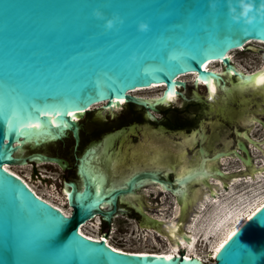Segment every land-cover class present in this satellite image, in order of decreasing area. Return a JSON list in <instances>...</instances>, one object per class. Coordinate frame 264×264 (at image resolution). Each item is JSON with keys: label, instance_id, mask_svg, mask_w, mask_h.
<instances>
[{"label": "water", "instance_id": "1", "mask_svg": "<svg viewBox=\"0 0 264 264\" xmlns=\"http://www.w3.org/2000/svg\"><path fill=\"white\" fill-rule=\"evenodd\" d=\"M242 3L252 5L251 23L240 16ZM261 3L264 0H0V264H204L198 257L186 256L183 249L171 256L125 252L82 234L79 226L95 214L110 221L116 196L135 187V180L129 179L125 186L96 192L82 168L86 153L79 159V171L85 174L82 184L65 182L69 214L37 195L4 164L45 161L64 167L66 161L43 151L21 152L26 144L38 147L61 139L68 129L77 143L78 123L71 116L79 118L100 102L111 108L113 102L124 99L154 109L158 103L152 106L131 93L136 88L162 83L163 93L173 87L176 96L182 95L176 86H185L179 76L188 72H194V78L223 82L220 73L203 68L214 60H220L226 71L232 69L237 82L229 81V86L226 79L222 94L208 103L210 111L222 122L231 115L237 117L244 94H256L259 89L241 87V76L228 52L245 48L249 40L264 41ZM141 23L145 30L139 29ZM235 95L240 101L231 108L229 98ZM193 98L205 102L200 96ZM53 116L57 125L49 119ZM251 119L264 125L257 117ZM27 121L40 123L41 135L22 133ZM234 130L244 140L237 139L236 147L225 141L211 156L200 141L194 168L177 181L188 180L198 167L197 177L206 187L219 189L206 181L207 174H214L228 190L226 183L244 168L227 172L201 168L204 161L220 165L228 157L254 171L258 165L247 143L258 149L262 144L248 130ZM203 132L202 127L181 131L182 151L177 156L183 158L185 149L196 143L194 135ZM177 156L173 165L180 161ZM159 181L176 192L169 181ZM199 191L200 187L191 188L190 194L198 197ZM103 202L111 203L113 209H101ZM142 215L151 222L144 226H159V220ZM183 239L190 241L191 236L184 233ZM211 264H264V205L226 240Z\"/></svg>", "mask_w": 264, "mask_h": 264}, {"label": "flooded vegetation", "instance_id": "2", "mask_svg": "<svg viewBox=\"0 0 264 264\" xmlns=\"http://www.w3.org/2000/svg\"><path fill=\"white\" fill-rule=\"evenodd\" d=\"M231 63L235 66L232 60ZM222 71H225L224 66H222ZM232 74L230 76L236 78V76ZM184 81L186 82L185 86H176L177 89L182 92V95H178L176 97L179 105L172 104L171 102L167 107V105L163 106L160 103L155 106L156 109H153L127 101L123 102L121 104V107L119 109H115V111H111L110 108H103L102 106L94 107L90 111L84 113L83 116L79 117V119L77 120V143L75 141L72 129H68L66 131V136H63L61 139L44 143L59 145V151H54L52 153L46 151L43 152L48 155L59 157L66 161L64 167L60 166L56 162H48L51 165H54L60 171V177L58 178L60 180L59 189L61 191L62 196L65 195L63 192V189L65 187L67 188V191L69 190V187L65 185V182L71 181L76 183L78 186L82 184V180L85 174L79 171V164L81 163L79 159L85 153L87 156L83 160V163L91 167V174L97 176V178L99 179H103V183L101 185L102 188L109 190L112 186H125L126 182L129 179L135 180L134 185L136 187H134L133 190L130 191L131 193L127 192L125 194H119L116 196V207L110 221H106L99 214H95L91 219H88L86 221L88 222L97 220L98 225L101 228V234L107 233L108 236V232L113 221L117 218H124L125 221L128 222V220L130 219L138 227L152 231L155 236L159 237L160 234H157L150 228L148 229V226H144L149 225L151 223L150 220L146 219L142 215L144 214L148 218H157L156 220H161L159 226L166 230V232V225L171 220H174L175 223L178 225V228H180V231H175L176 236L183 237V234L187 231L184 228L191 221L192 217L195 216L197 212H199L198 205L200 202L198 201L199 199L203 200V197L201 196L204 192V188L200 187V195H198V197H192L189 189L188 192L191 197H189L188 200L185 201V204L179 202L180 198L178 197L176 192L173 193L168 189H162V184L164 183H160L159 180L169 181V183L167 184L172 189L182 187V184L177 181L178 179L182 178V174L178 176L177 172L174 171V169L178 165L180 166L184 164L182 162V156H177V153H180L182 151V135L180 132L184 131L188 133L192 132L194 129L202 127L206 137H204L202 140L198 139V141L196 142L198 143L196 147H199V142L201 141L202 145H204L209 151L210 156L216 150H218L219 147H215V142L221 138L220 136L222 134L226 133L231 137V139L225 138L223 140L224 142L228 141L231 147H236L237 139H243V136H238L235 133V127L238 128L239 132L248 130L250 133L253 127H257V129L264 130V125L262 123L251 119V116H254L259 118L264 123L263 86L260 88H254L259 89L256 94H244L242 98H244L243 100L245 102H243V104H241L240 106L242 109V113H239V116L237 115L236 117V115H234L235 117H232L231 115V119L228 118V120L222 122V120L220 121L215 115L214 111H210L208 103H210V100H212V98L208 96V93L206 92L205 97L200 95L201 99L203 98L205 102L194 99L193 97L196 94H192L190 95V97H188L187 94H185V92L183 91V89L186 87L187 82L189 81ZM191 82V84H193L192 80ZM228 85L230 86V83H228ZM202 87L204 86L202 85ZM237 97L238 98H229L228 104L231 108H235L234 105H237V101H235V99L240 101V97ZM258 98L260 102L255 101L258 100ZM214 102L215 99L211 103L213 104ZM252 104L255 105L254 109L250 108ZM259 105H262V107ZM101 111H104V116L101 115ZM155 114H159L160 117H155ZM217 120L218 122L216 123ZM218 123L221 124V126H219L220 129H215V126H217ZM261 140L263 139H259L258 141ZM158 143L160 146L158 145ZM250 144L251 143L249 142L247 143L248 146H252ZM154 145H157L159 147L156 148V146ZM170 147H176L178 148V151L172 152ZM197 148L195 150L196 152H194L197 155V159H199L200 156L198 154ZM161 149L163 150L162 152L160 151ZM191 149L192 148H186L185 151H189ZM174 156L179 157L178 160L180 159V161L177 162L178 164L176 163L175 165L172 164ZM90 157L91 159H89ZM155 160L158 163H155ZM209 162L213 163L216 161ZM31 164L33 165L34 163ZM215 168L217 167H214V165H212L211 169ZM85 173L91 180L92 177L89 175V173H87V171H85ZM129 174H132V176ZM155 177L157 179H155ZM116 182H118V184ZM139 183H141V186H138ZM199 183L203 184L201 183V181ZM199 183H194L195 185L193 186H197L199 185ZM212 186L209 188L206 187V191H211ZM197 187H192V189H196ZM154 191H156V193H154ZM163 193L170 194L174 201L171 202V205H169L170 208L168 215H163V211L166 210V208L161 206V196ZM65 204L68 206L70 211L71 206L69 205V203L65 202ZM176 204L179 206L181 213L174 216ZM188 206L191 208L192 211H190V208H187ZM100 208L104 211H108L112 210L113 206L111 205V203L103 202ZM182 230H184L183 233ZM173 241H176L178 244H180L179 239L171 238V243ZM181 251L182 248L180 249L179 253Z\"/></svg>", "mask_w": 264, "mask_h": 264}, {"label": "bare ground", "instance_id": "3", "mask_svg": "<svg viewBox=\"0 0 264 264\" xmlns=\"http://www.w3.org/2000/svg\"><path fill=\"white\" fill-rule=\"evenodd\" d=\"M252 42H256L259 44H264V41H258V40H249L247 42V44L252 43ZM244 48V47H243ZM238 49H242V48H238ZM238 49H233L231 51L228 52V57L230 60H232V55L231 52L234 50H238ZM221 67H215L216 65H219ZM203 68L206 69H211L214 72H218L220 73L221 77L223 78V82H219L218 79H213V78H204V79H200V78H194V72H188V73H184L181 74V76H179L180 79H183V77L185 76H191L193 77V84L197 87L198 85L203 84V86H205L204 84H206L208 86L207 89V93L211 98H214L216 96V94L218 93V89L221 88L222 86H227L225 84L226 79L228 78V76H230L233 73L232 69H229L228 71H222V64L220 60H214L211 61L210 63H208L207 65H205ZM234 68L239 72L240 74V78H239V82L241 83V87L246 88V87H253V88H260V87H264V61L261 63V65L259 67H257L256 69H253L252 71H243L241 69H239L238 67L234 66ZM243 73H246L245 75H243ZM225 74V76H224ZM233 75V74H232ZM196 77V76H195ZM186 79H183V81ZM232 81V79H229ZM164 84L159 83V84H152L151 86H147V87H139L136 88L134 90H132V94L142 98L144 101H147L148 103H150L152 106H154V104L158 103H166L169 104L175 100H177V96L176 93L174 92L175 88H169L166 90L165 93H163V87ZM193 86V85H192ZM161 89V91L157 94H152V95H142L140 94V92L143 91H150V90H159ZM189 89V88H188ZM191 89V88H190ZM213 89L215 91H213ZM192 90V89H191ZM189 91V90H188ZM191 92V91H190ZM189 92V93H190ZM187 93V92H186ZM169 94L172 95V99H168ZM192 95V94H191ZM188 97H190L188 95ZM250 97V95H249ZM255 98V97H254ZM257 98V97H256ZM252 99V98H251ZM250 99V101H251ZM247 100V99H246ZM259 100V98H258ZM121 101H124V99H119V103H115L113 102V106L110 108V110H114L115 109H119L121 107ZM235 101H238L235 99ZM211 103V102H210ZM243 104V103H242ZM232 105V104H231ZM234 105V104H233ZM245 105V103H244ZM98 106H103V102L96 104L95 106L92 107H98ZM236 106V105H234ZM255 106V105H254ZM262 106V105H261ZM104 108H106L105 106H103ZM109 109V108H108ZM245 111V110H244ZM244 113V112H243ZM245 114V113H244ZM112 116V115H111ZM239 116V114H238ZM243 116V115H241ZM73 119H75L76 121L79 119L77 116H71ZM51 123L54 125H57L58 122L55 120V116L49 118ZM33 125H35V127H33ZM25 129H23L22 133H26V131L30 132V135H41L40 133L42 132V128H41V124L37 123V122H29L27 121L25 124ZM216 129V128H215ZM220 129V128H219ZM127 130V129H126ZM46 131H49L48 129ZM61 132L64 133V129H61ZM219 132V131H218ZM195 141H197L198 139L202 140L204 137H206L205 133L203 132L202 136H199V134H195ZM224 137V136H223ZM182 138V137H181ZM220 138V137H219ZM225 138V137H224ZM242 138V137H241ZM255 139V138H254ZM119 140V138H118ZM217 140V139H216ZM25 142V140L23 141ZM157 142V141H156ZM187 143H190L187 142ZM216 143V142H215ZM260 143L262 144L263 141L261 140ZM112 144V143H111ZM21 145H23V143H21ZM159 145V143H158ZM252 145V144H250ZM156 146V148H158L159 146ZM253 146V145H252ZM109 147V146H107ZM111 147V146H110ZM214 147V146H213ZM252 148V147H251ZM156 150V149H155ZM106 151V150H105ZM161 152L163 151L162 149L160 150ZM109 155V154H108ZM129 155V154H128ZM94 156V155H93ZM102 156V155H101ZM211 156V155H210ZM107 157V156H106ZM93 158V157H92ZM91 159V157L89 158ZM107 159V158H106ZM99 160V159H98ZM115 160V159H114ZM113 161V160H112ZM118 161V160H117ZM45 162V161H43ZM104 162V161H103ZM209 162V161H208ZM207 161H204L203 165H202V169H206L207 171H210V168L212 167V164L208 163ZM155 163L156 162L155 160ZM115 164V163H114ZM166 164V163H165ZM20 165V164H4V167L15 173L16 175H18L19 177H21L26 183L27 185L32 188L34 190V188L29 184V182L23 178L20 174H17V172H15V170L13 169L15 166ZM105 165V164H103ZM102 165V166H103ZM124 165V164H123ZM100 166V167H102ZM114 166V165H113ZM195 166V163H190V164H182L181 166H179V168H177L176 172L179 175L187 173L189 170L193 169ZM108 167V166H107ZM161 167V166H160ZM83 170L87 171V173H89V175L92 177L91 180H93L94 184H95V188H96V192H100L101 188H102V183H103V179H99L97 178V176L91 174V167L89 165H83ZM114 168V167H113ZM117 168V167H116ZM121 168V167H120ZM168 168V167H167ZM196 169L193 170V173L191 174L192 177L189 178L188 180L184 181V182H180V184H182L181 188H177L175 189L179 199V202L182 204H185L188 200L190 196L189 194V189H191L194 184H191L192 179H196L199 181V178L197 177V175H199L198 173V167H195ZM241 168H245V166L242 164ZM105 169V168H104ZM141 169V168H140ZM220 169V168H218ZM107 170V169H106ZM134 170V169H133ZM137 170V169H136ZM111 171V170H110ZM150 171V170H149ZM223 171V169H222ZM261 171H264V164L262 163L261 165H258L257 167H255V170L251 173L253 174H258ZM132 172V171H131ZM130 172V173H131ZM140 172V171H139ZM156 172V171H155ZM227 172V171H226ZM119 173V172H117ZM248 173V174H251ZM107 174V173H106ZM155 174V173H154ZM176 174V173H175ZM108 175V174H107ZM127 175V174H126ZM132 176V174H129ZM143 176V175H142ZM176 176V175H175ZM207 183H216L219 188H223V181L221 178L215 176L214 174H207ZM215 176V177H214ZM126 177V176H125ZM82 178V177H81ZM80 178V179H81ZM111 178V177H109ZM115 178V177H114ZM129 178V177H128ZM198 178V179H197ZM106 179V178H105ZM146 179V178H145ZM119 181V180H118ZM143 181V180H141ZM106 182V181H105ZM138 182V181H137ZM176 182V181H175ZM118 184V182H116ZM161 183V182H160ZM177 183V182H176ZM105 184V183H104ZM137 184V183H135ZM141 183H139L138 185H140ZM155 184V183H154ZM227 185L229 184V182L226 183ZM121 185V184H120ZM106 186V185H105ZM108 186V185H107ZM124 186V185H123ZM141 186V185H140ZM159 186V185H158ZM156 186V187H158ZM198 186V185H197ZM113 187V186H112ZM111 187V188H112ZM116 188V186H114ZM121 187V186H120ZM136 187V186H135ZM155 187V185H154ZM204 187V186H203ZM206 187V186H205ZM213 187V186H212ZM160 188V187H159ZM162 189H165L162 187ZM158 190V188H157ZM108 190H106L107 192ZM135 191V190H134ZM206 191V190H205ZM34 192L39 195L40 197L44 198L45 200H47L48 202L52 203L53 205L57 206L58 208H60L63 212H65L66 214H69V208H64L61 204L46 198L42 195H40L39 193H37L35 190ZM64 192V196L62 202L65 204V202H68L66 199L67 196V188L65 187L63 189ZM131 193V192H130ZM202 193V192H201ZM204 193V192H203ZM213 195H212V194ZM129 194V193H128ZM219 194V189L216 188H212L211 191L206 192L203 196V200L199 201V211L201 212V210H204V207L206 205V202H204V200L207 201V203H209V201H214L217 197V195ZM134 195V194H133ZM132 195V196H133ZM120 197V196H119ZM123 197V196H122ZM128 197V196H127ZM132 199V198H131ZM194 200V198H193ZM197 200V199H196ZM192 201V200H191ZM192 203V202H191ZM262 205H264V194H259L257 196H254L252 199L248 200V201H244V202H240V203H236L235 205H228V204H213L211 209L209 210L208 216L205 220L202 218L204 217L203 215H200V212L196 213L195 216L192 217L191 221L186 225V227L184 229H186L188 232H186V234L188 236H191V240L190 241H185L183 239V237H177L175 234V231L179 230L180 228H178V225L175 223L174 220H171L167 225H166V230H164L163 228H161L160 226L157 227H148V229H153V231L156 232H161V233H165L166 235H168L171 238H175V239H179V243L178 244L176 241H173L171 243L170 240V244L167 250L161 251L159 253H152V252H134V253H152V254H161V255H165V256H171L173 254H177L179 253L180 249L182 248L183 250H185L184 254L186 256H190L193 255L195 257H198L200 259V261H203L204 264H208L206 263V260L202 257V255L200 253H198L196 251V246L198 244L200 245H205L206 247L209 248L210 253L209 255L211 256L212 260H214L215 255L217 253V251L220 249V247L226 242V240L233 235V233L252 215L254 214ZM191 206V205H190ZM108 207V205H107ZM185 207V206H183ZM103 208V207H102ZM188 209L190 208L189 206L187 207ZM106 209V207H105ZM188 211V210H187ZM190 211L191 208H190ZM198 211V209H197ZM180 212V208L179 206L176 204L175 205V212H174V216L178 215ZM191 215V214H190ZM158 216V215H157ZM171 216V215H170ZM182 216V215H181ZM166 217V216H165ZM182 218V217H181ZM157 219V218H156ZM171 219V218H170ZM163 220V219H162ZM167 220V219H166ZM161 222V220H160ZM166 222V221H165ZM87 222L81 224L79 226V231L90 237L93 239H102L103 241H105L108 245H110L112 248L120 250V251H125V252H132V251H127V250H123V249H118L116 247H114L113 245H111L109 243V241L106 239V237L102 234L101 236H92V235H88L84 232L83 230V226L86 225ZM180 231V230H179ZM178 232V231H177ZM184 232V230H182V233ZM167 236V237H168Z\"/></svg>", "mask_w": 264, "mask_h": 264}, {"label": "rangeland", "instance_id": "4", "mask_svg": "<svg viewBox=\"0 0 264 264\" xmlns=\"http://www.w3.org/2000/svg\"><path fill=\"white\" fill-rule=\"evenodd\" d=\"M231 55H232L231 59L234 62L236 67H238L239 69L243 71L245 70L247 72L252 71L253 69H256L257 67H259L261 63L264 61V44L252 42L246 45L245 48L232 51ZM215 67H221V66L219 64V65H216ZM183 79H186L187 81H189L187 82L186 87L183 89V91L185 92V94H187V96L188 95L190 96L191 94H196L198 96L201 95L205 97L207 89H208V86L206 84H204L205 85L204 87H202L203 84L198 85L196 87L194 84H191L192 83L191 80L193 81V77L185 76L183 77ZM227 79H228V81L226 82L227 85L229 81H231L229 79H232L233 82H237L236 78L232 76H228ZM160 91L161 89L143 91V92H140V94L152 95V94H157ZM221 91H222L221 88H219L218 93L216 94L214 98H212V100H210V102H213L214 99H218V96L222 94ZM235 98H238L237 95H235ZM255 101L260 102L259 100H255ZM172 104L179 105L178 100H175L174 102H172ZM161 105L163 106L167 105V107L169 106V104H166V103H161ZM250 108L254 109L255 106L252 104ZM101 115L103 116L105 115L104 111H101ZM155 117H160V115L155 114ZM250 135L251 137L258 139V140L263 139L262 140L263 143L261 145L262 149H258L257 147H254V146H250V148L252 147L251 153L254 155V160H253L254 164L255 165H261L262 163L264 164V130H260V129H257V127H253L252 130L250 131ZM223 136L226 139H231L229 135L224 133L220 136L221 138L218 139V141H216L215 147H220L224 143L223 140L225 138ZM197 144L198 143H194V146L191 147L192 148L191 150L184 151V155H183L184 164H190V163L196 162L197 155L195 153L196 152L195 150L197 148L196 147ZM59 149H60L59 145L57 144L47 143V144H42L38 147H32L31 145L26 144L21 153L26 154V153H30L36 150L52 153L54 151H59ZM170 149L172 152L178 151V148L176 147H170ZM208 163L214 165V167L223 169V171L239 169L242 167V164H243L239 159L235 157H228V158L222 159L220 165L217 162H213V163L208 162ZM178 167L179 165L174 169V171H176ZM13 169L15 170V172H17V174H20L23 178H25L37 193L61 204L64 208H68V206L64 204L61 200L63 199V196L59 189L60 180L58 178L60 177V171L54 165H51L48 162L38 161V162H35L33 165L31 163L20 164V165L15 166ZM247 172L248 170L246 168L244 172L241 173V175L236 177L235 180H232L228 184V190L219 188V194L217 195L214 201H209V203H207L206 201L207 199L204 200V202H206L204 210H201V212L199 211L200 215L204 216L202 220L203 219L205 220L207 218L205 216H208L209 210L211 209L213 204L222 203V204H228V205L229 204L235 205L236 203L238 204L240 202L248 201L252 199L254 196H257L259 194L261 195L264 194V171H261L258 174H253L251 172H248L251 174L245 175V173ZM196 182L199 183L200 181L196 180ZM194 183L195 181H192L191 184H194ZM198 187L204 188V193H202V196H201L203 197L204 194L207 192L205 191L206 187L204 184H200V183ZM212 188H215V187H212ZM154 193H156V191H154ZM161 200H162L161 206L166 208V210L163 211L164 212L163 215H168L169 208H170L169 205H171V202H174L173 198L170 194L163 193L161 196ZM201 200L202 199H199V201ZM82 228L84 232L88 235H92V236L102 235L100 233L101 228L99 227L97 220L88 221L86 225H84ZM156 233L160 234L159 237L155 236V234H153L152 231L138 227L130 219L127 222L124 220V218H117L111 224V227L109 229L108 236H106V239L114 247L118 249L132 251V252L159 253L161 251L167 250L170 244V240H171L170 237L166 235L165 233H161V232H156ZM196 251L202 255V257L206 260V263L211 264L213 262L211 256L209 255L210 250L205 245L198 244L196 246Z\"/></svg>", "mask_w": 264, "mask_h": 264}, {"label": "clouds", "instance_id": "5", "mask_svg": "<svg viewBox=\"0 0 264 264\" xmlns=\"http://www.w3.org/2000/svg\"><path fill=\"white\" fill-rule=\"evenodd\" d=\"M251 9H252V5L250 3H242V11L240 13V16L241 17H246L245 23H251L252 22L253 17H251V16L248 15V13L251 11ZM260 9L261 10H264V3H261ZM95 15L100 16V13L99 12H96ZM232 19L233 20H237V17L236 16H232ZM111 26H112V21L109 20L107 22V27L110 28ZM146 27L147 26L145 24H143V23H141L139 25V29L140 30H145Z\"/></svg>", "mask_w": 264, "mask_h": 264}, {"label": "snow or ice", "instance_id": "6", "mask_svg": "<svg viewBox=\"0 0 264 264\" xmlns=\"http://www.w3.org/2000/svg\"><path fill=\"white\" fill-rule=\"evenodd\" d=\"M213 91H215V90L213 89ZM168 99H172V95H171V94H169ZM122 102H123V101H121V103H122ZM69 115H72V113H69ZM33 127H35V125H33Z\"/></svg>", "mask_w": 264, "mask_h": 264}]
</instances>
